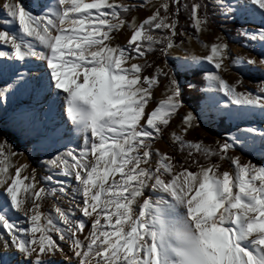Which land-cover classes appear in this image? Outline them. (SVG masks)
Here are the masks:
<instances>
[{"label":"snow or ice","instance_id":"snow-or-ice-1","mask_svg":"<svg viewBox=\"0 0 264 264\" xmlns=\"http://www.w3.org/2000/svg\"><path fill=\"white\" fill-rule=\"evenodd\" d=\"M183 12L206 55L172 57ZM0 124L44 173L0 139V264H264V0H0Z\"/></svg>","mask_w":264,"mask_h":264},{"label":"rangeland","instance_id":"rangeland-1","mask_svg":"<svg viewBox=\"0 0 264 264\" xmlns=\"http://www.w3.org/2000/svg\"><path fill=\"white\" fill-rule=\"evenodd\" d=\"M19 2L25 6L29 4V0H19ZM134 3H140L141 0H133ZM145 3H148L149 5L155 4L158 2V0H144ZM149 9H143L139 10L135 13L137 18H141L145 15V13ZM185 13V19L188 22V28L183 29V28H178L177 32H183L185 35L183 36H178L176 39V43L180 45V48L178 51H175L172 53V57L180 55L182 56L184 52L186 51L190 55H195V56H203L207 54V49L202 47L200 44L197 43L196 39H192L191 36L194 35V29L190 26L189 23V18L187 12ZM246 27H251V25H245ZM234 27V28H231ZM232 30V31H231ZM218 35H223L225 40L228 42L229 48L231 49L232 53L235 55L239 56H249L253 55V52L251 49L242 47L241 45L244 43V40L241 36H239L237 32L236 26H234L231 23L227 22H217L215 25H209V31L206 33L200 34V40L204 44H208L209 41H212L215 39L216 36ZM125 40L124 35L119 36V43H123ZM183 41V43H181ZM171 60V57H170ZM150 62H156V63H163L162 58H157L155 57L154 59L151 58ZM210 67V66H209ZM151 71V69H149ZM222 78L225 79L226 82L228 83H233L240 74L229 70L227 72H222L221 73ZM261 79L259 74H251V73H244L242 76V82H243V87L237 86V91H255L257 87V80ZM198 82L201 83V86H197L198 93H200L201 89L204 88V81L202 76H199ZM162 89L156 93V98L160 99L162 98ZM176 123H178L177 120H173L172 124L173 127H175ZM259 125V117L257 120L254 122ZM220 130L218 128H195L193 129L187 136L189 140H199L201 141L205 146H215L216 141L218 139H222L223 133L220 134V136H217L216 133L219 132ZM170 132L171 129H169V133H166L164 136V141L158 144L157 146L161 150H166L168 154H172V147H171V140H170ZM0 139H6L9 144L13 145V148L16 152L18 153H24L22 156L18 157H13L12 162L16 165L23 164L25 162L29 163L32 167H37V162L35 160L34 155H30L28 151V146H27V140L23 137L20 136V134L11 127L10 125H4L0 124ZM177 158H179L181 161H183V157L180 156L179 153L175 154ZM41 159H44V157H41ZM242 159L248 160L250 159L252 163L254 164H261L264 163V159L260 157L259 154H244L242 155ZM227 166H223L221 170H224ZM38 175H43V171L38 168ZM60 179H65V178H60ZM72 183H75L73 180ZM70 190V189H69ZM62 206L66 207V204L62 203ZM51 209V203L50 202H45L42 204V210L47 211Z\"/></svg>","mask_w":264,"mask_h":264},{"label":"trees","instance_id":"trees-1","mask_svg":"<svg viewBox=\"0 0 264 264\" xmlns=\"http://www.w3.org/2000/svg\"><path fill=\"white\" fill-rule=\"evenodd\" d=\"M179 22H180V24L183 26V27H181V28H183V29H187V28H188V22H187V20L185 19V13H184V12L182 13ZM231 28H234V27H231ZM231 31H232V30H231ZM152 58L154 59L155 57H152ZM189 78H191V77H189ZM198 78H199V76L196 77L194 83H196V85L200 87V86H201V83L198 82ZM182 79H183V78H182ZM185 91H186V93H187L188 90L185 89ZM197 94H199V93H198V90H197Z\"/></svg>","mask_w":264,"mask_h":264}]
</instances>
